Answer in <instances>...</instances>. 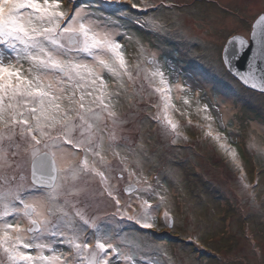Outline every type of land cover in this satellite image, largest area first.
<instances>
[{
	"label": "snow or ice",
	"instance_id": "1",
	"mask_svg": "<svg viewBox=\"0 0 264 264\" xmlns=\"http://www.w3.org/2000/svg\"><path fill=\"white\" fill-rule=\"evenodd\" d=\"M120 2L0 0V264H162L145 251L168 259L167 249L138 235L157 227L155 211L166 196L146 173L144 145L125 127L135 113L119 111L122 99L133 109L145 94L157 96L159 104L147 105L156 108L151 119L176 143L187 140L174 118L173 92L181 94L207 121L196 127L253 195L238 152L213 128L219 102L201 104L207 92L200 77L181 79L172 64L145 55L139 40L148 67L138 60L133 70L120 42L132 39L128 26L167 32L158 18H130L111 7ZM220 66L264 94V5L243 31L227 33ZM163 219L174 227L167 208Z\"/></svg>",
	"mask_w": 264,
	"mask_h": 264
},
{
	"label": "rangeland",
	"instance_id": "2",
	"mask_svg": "<svg viewBox=\"0 0 264 264\" xmlns=\"http://www.w3.org/2000/svg\"><path fill=\"white\" fill-rule=\"evenodd\" d=\"M133 4L138 7L132 8ZM145 4L150 6L147 11H143ZM262 5L264 0H121L111 5L128 12L130 18L155 17L165 24L167 35L148 27L128 26L132 39L121 36L120 42L125 45L130 65L135 70L139 60L142 67H148L139 55V40L145 55L155 53L162 64H172L181 79L185 74L200 77L207 92V100H201V104L219 102V112H211L216 117L213 128L221 131L226 143L238 152L246 182L254 185L253 199L243 189L240 173L226 153L210 138H204L205 129L196 127L207 124L203 114L196 113L195 105L186 108L181 94L173 92V102L180 110L174 118L187 140L181 138L176 143L151 119L156 108L147 105L159 104L157 96L145 94L133 109L122 99L119 111L135 113L127 117L125 127L144 145L149 157L146 173L154 183L159 179V190L166 196V203L155 211L157 227L138 234L141 240L167 249V260L157 252L142 253L160 259L162 264H175L176 260V264H264V94L243 88L220 66L227 33L243 31ZM106 79L111 85V79ZM136 87L139 89V82ZM184 112L188 115L181 114ZM253 138L255 147L250 148ZM152 202L157 201L153 198ZM165 208L174 227L164 222ZM127 231L137 235L133 229ZM171 234L174 236L169 237ZM165 236L175 242L163 243Z\"/></svg>",
	"mask_w": 264,
	"mask_h": 264
},
{
	"label": "water",
	"instance_id": "3",
	"mask_svg": "<svg viewBox=\"0 0 264 264\" xmlns=\"http://www.w3.org/2000/svg\"><path fill=\"white\" fill-rule=\"evenodd\" d=\"M245 60H246V56L243 57L241 60H240V65L243 66V64L245 63ZM230 74V73H229ZM231 75V74H230ZM233 76V75H232ZM234 77V76H233ZM235 78V77H234ZM242 86H244L245 88L249 89V90H253L251 89L250 87L244 85L243 83H241L237 78H235ZM253 91H257V92H260L259 90H253Z\"/></svg>",
	"mask_w": 264,
	"mask_h": 264
},
{
	"label": "flooded vegetation",
	"instance_id": "4",
	"mask_svg": "<svg viewBox=\"0 0 264 264\" xmlns=\"http://www.w3.org/2000/svg\"><path fill=\"white\" fill-rule=\"evenodd\" d=\"M240 86H241V85H240ZM243 87H244V86H243ZM244 88H245V87H244ZM164 232H165V231H164ZM163 236H164V235H163ZM171 236H174V235L171 234L169 237H171ZM169 237H168V236H165V237H164L165 239H164L162 242L164 243L166 240L171 239V238H169ZM153 239H154V238H153ZM155 240H159V239H155ZM171 241H172V242H175V241H173V240H169V242H171ZM176 262L179 263V261H177V260H176ZM176 262H174V263L176 264Z\"/></svg>",
	"mask_w": 264,
	"mask_h": 264
},
{
	"label": "trees",
	"instance_id": "5",
	"mask_svg": "<svg viewBox=\"0 0 264 264\" xmlns=\"http://www.w3.org/2000/svg\"><path fill=\"white\" fill-rule=\"evenodd\" d=\"M167 42V41H166ZM244 88V87H243ZM245 89H247V88H245ZM247 90H249V89H247ZM253 92V91H252Z\"/></svg>",
	"mask_w": 264,
	"mask_h": 264
}]
</instances>
